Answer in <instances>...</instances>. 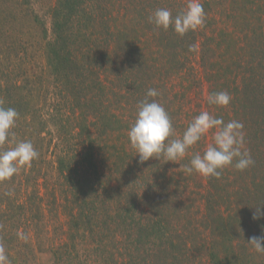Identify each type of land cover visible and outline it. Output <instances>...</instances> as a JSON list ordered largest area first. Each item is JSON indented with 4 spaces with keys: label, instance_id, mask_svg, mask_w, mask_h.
Listing matches in <instances>:
<instances>
[{
    "label": "trees",
    "instance_id": "obj_1",
    "mask_svg": "<svg viewBox=\"0 0 264 264\" xmlns=\"http://www.w3.org/2000/svg\"><path fill=\"white\" fill-rule=\"evenodd\" d=\"M50 1L42 15L33 0H0V102L39 153L0 182L10 264H264L248 243L264 235V215L252 218L264 213V0H200L206 23L183 37L149 21L183 0ZM204 84L203 105L187 106ZM150 88L177 137L201 111L242 122L254 163L185 173L211 134L180 161L140 163L128 131ZM220 91L230 104L209 105Z\"/></svg>",
    "mask_w": 264,
    "mask_h": 264
},
{
    "label": "clouds",
    "instance_id": "obj_2",
    "mask_svg": "<svg viewBox=\"0 0 264 264\" xmlns=\"http://www.w3.org/2000/svg\"><path fill=\"white\" fill-rule=\"evenodd\" d=\"M149 21L158 29L167 31L172 28L176 34L183 37L205 25L206 12L200 0H187L185 8L175 16L170 9L158 8L150 15ZM189 50H194V46H190ZM159 95L157 89H148L145 98L137 104L135 119L128 131L130 144L140 163L153 158H162L166 162L180 161L185 158L189 149L209 134L212 136V142L206 146L203 154L194 153L189 163L182 166L185 173L195 172L205 178L219 179L225 168L234 167L238 171H244L254 163L249 152L242 150L245 137L242 122L235 119L225 121L209 111H201L192 118L183 134L177 137L168 111L158 100L150 99ZM231 99L227 91H220L208 96V104L227 107ZM18 118L19 113L15 108L4 107L0 102V182L10 181L22 169L31 167L32 162L39 158L31 140L15 138L13 130ZM260 209L261 206L256 208L253 220L264 215ZM19 238L27 241L28 237L21 233ZM248 243L257 253L264 254V235L252 236ZM0 264H10L2 242Z\"/></svg>",
    "mask_w": 264,
    "mask_h": 264
},
{
    "label": "rangeland",
    "instance_id": "obj_3",
    "mask_svg": "<svg viewBox=\"0 0 264 264\" xmlns=\"http://www.w3.org/2000/svg\"><path fill=\"white\" fill-rule=\"evenodd\" d=\"M183 1L185 2V5H186L187 4V0H183ZM44 2H45V0H33L32 8L43 15L45 13V11H46ZM50 2H52V0ZM44 19L46 21V26L50 28L51 27V20L48 17H46V16H44ZM133 34H138V33H137V31H135V33H133ZM140 38L142 39V36H140ZM141 44L143 46L144 42L142 41L141 43L140 42L138 43V45H141ZM40 55H41V51L40 50H36L34 59L37 60V61H41L42 62V60L40 58ZM193 63H195L194 60H193ZM159 65H162L164 68L166 67V65L164 63L163 64H159ZM197 69H198V67L195 69V73H196V71H198V75H199L200 72H199V69L198 70ZM160 75L166 76V73H165L164 69L160 70ZM159 83H161V82H159ZM168 87H169V91H177V89L179 88L177 86V84H175L174 80L172 81L171 84H170V82H168ZM205 87H206V85L204 84V86H202V88L199 91H195L192 95L187 96V98L183 102H186V101L190 100L191 102H189V103L186 102L187 106H189V107H193L194 105L196 107L198 105V103H201L200 105L202 106L203 105V97H204V95L206 93V88ZM200 92H202V93H200ZM180 102H182V101H180Z\"/></svg>",
    "mask_w": 264,
    "mask_h": 264
}]
</instances>
